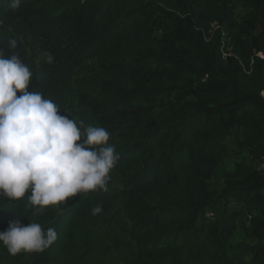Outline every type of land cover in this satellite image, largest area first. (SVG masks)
I'll use <instances>...</instances> for the list:
<instances>
[{
  "label": "trees",
  "instance_id": "trees-1",
  "mask_svg": "<svg viewBox=\"0 0 264 264\" xmlns=\"http://www.w3.org/2000/svg\"><path fill=\"white\" fill-rule=\"evenodd\" d=\"M8 4L0 47L29 66V90L78 125L104 127L120 159L106 192L59 210L0 200V232L17 217L58 234L41 253L11 256L0 244V264H100L114 249L129 264H264V0ZM233 132V152L262 172L220 170ZM240 219L250 243L231 241Z\"/></svg>",
  "mask_w": 264,
  "mask_h": 264
},
{
  "label": "clouds",
  "instance_id": "clouds-1",
  "mask_svg": "<svg viewBox=\"0 0 264 264\" xmlns=\"http://www.w3.org/2000/svg\"><path fill=\"white\" fill-rule=\"evenodd\" d=\"M20 6L21 0H9L10 10ZM9 46L15 49L17 41ZM45 59L49 65L55 60L50 53ZM32 79L19 53L0 47V200L26 198L38 215L80 194L106 192L120 156L104 127L78 125L62 115L53 100L29 90ZM102 211L100 205L91 209L93 216ZM57 239L54 228L25 225L17 217L0 232V244L11 256L41 253Z\"/></svg>",
  "mask_w": 264,
  "mask_h": 264
},
{
  "label": "rangeland",
  "instance_id": "rangeland-1",
  "mask_svg": "<svg viewBox=\"0 0 264 264\" xmlns=\"http://www.w3.org/2000/svg\"><path fill=\"white\" fill-rule=\"evenodd\" d=\"M89 68V67H88ZM84 72H86V70L84 69V71H76L73 75V79H72V87H74L76 81H78L81 77L84 76ZM240 136V133L237 132H233L231 136H229L226 140V146L228 147V149L230 150V154L224 159V161L222 162L221 166H220V170L222 172H232L234 170V167L236 164L243 162L247 165H252L254 167H256L260 172L263 171V165L261 164V162H253L251 157L247 155V153L245 152H241V153H236L233 152L235 151V140L237 137ZM118 213L120 215H124V211H123V207L119 206L118 207ZM243 220L240 219L237 223V227L232 235L231 241L233 243H238L241 241H245L247 243H250V241L245 239L244 236V223L242 222ZM105 231H107V228H104ZM132 256L130 254V252L126 249H114L111 250L109 254H106L102 259L100 264H129V262L131 261Z\"/></svg>",
  "mask_w": 264,
  "mask_h": 264
}]
</instances>
